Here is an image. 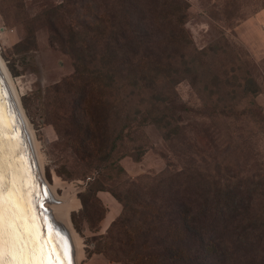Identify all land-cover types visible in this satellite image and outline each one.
I'll return each instance as SVG.
<instances>
[{"label":"rangeland","instance_id":"rangeland-1","mask_svg":"<svg viewBox=\"0 0 264 264\" xmlns=\"http://www.w3.org/2000/svg\"><path fill=\"white\" fill-rule=\"evenodd\" d=\"M189 4L185 27L191 43L186 57L173 54V78L170 84L164 81L158 86L171 97L166 108L156 104L169 114L170 133L150 122L143 111L150 94L117 92L109 107L108 129L112 136L114 130H121L120 138L109 157L113 164L106 163L99 176L108 190L88 191L98 171L87 169L81 150L72 145L80 140L73 131L83 116L81 96L64 81L76 62L98 66L108 40L86 33L80 23L74 27L77 35L70 36V22L84 16L81 9L69 14L66 0H0V59L34 145L35 165L52 202L72 198L78 202L69 213L81 242L75 264H122L119 250L127 252L130 245H111L104 239L114 233L111 224L123 208L110 190L122 193L130 180L160 173L168 166L188 164L216 177L253 170L254 181L241 185L255 187L258 206L264 208V122H260L264 118V17L254 19L264 9V0H189ZM138 24L133 21L135 30L142 28ZM24 39L25 44L15 47ZM157 51L163 55L159 58L165 57L164 50ZM186 60L191 61L190 67ZM126 68H122L124 77ZM256 88L259 92L253 94ZM133 111L139 118L132 119ZM233 187H239V180ZM117 251L118 258L113 256Z\"/></svg>","mask_w":264,"mask_h":264},{"label":"trees","instance_id":"trees-1","mask_svg":"<svg viewBox=\"0 0 264 264\" xmlns=\"http://www.w3.org/2000/svg\"><path fill=\"white\" fill-rule=\"evenodd\" d=\"M66 4L69 14L81 9L84 16L70 22V36L77 35L74 27L80 23L86 33L108 40L98 66L76 62L64 81L81 96L83 116L73 131L80 140L72 145L81 150L86 168L98 171L88 191L108 190L99 176L106 163L113 164L109 157L120 138L121 130H114L112 136L108 129L109 107L117 92L150 94L143 111L150 122L166 133L171 131L169 114L157 106L166 108L171 97L158 86L164 81L170 84L173 78V54L186 57L191 43L185 27L190 4L189 0H66ZM133 21L142 28L135 30ZM26 42L21 40L15 47ZM160 47L164 58H159ZM185 65L190 67L191 61ZM123 66H127L125 77ZM146 94L140 98L144 100ZM136 118L138 113L133 111L132 119ZM221 175L188 164L168 166L160 173L130 180L122 193L110 190L123 208L111 224L114 233L104 239L111 245H130L127 252L119 250L122 264H264V208L258 206L256 188L241 185L252 183L257 174L247 170ZM236 179L239 187H233ZM118 255L117 251L113 256Z\"/></svg>","mask_w":264,"mask_h":264},{"label":"bare ground","instance_id":"bare-ground-1","mask_svg":"<svg viewBox=\"0 0 264 264\" xmlns=\"http://www.w3.org/2000/svg\"><path fill=\"white\" fill-rule=\"evenodd\" d=\"M3 63L0 59V66L5 68ZM5 71L7 73L6 68ZM7 81L9 82L8 76ZM13 96L15 97L14 94ZM18 106L20 110V112L18 111V117L23 126L26 125V121L19 104ZM20 114L23 116V121ZM7 119L8 117H5L8 124ZM11 122L12 119L9 120L8 126L4 122L3 127L11 130L13 127ZM18 136L17 139L14 127V139L12 138L11 142H8L4 140V134L0 130V147H2V153H0V156H2L0 192L3 193L4 199L5 229L7 230L8 225H12L17 229L16 233L21 238V242L31 249V264H69V262L75 264L76 261L78 262L77 258L81 255V242L77 233L71 227L69 213L78 206V202L72 200L73 198L68 202H65L66 200H53L52 202L53 198L47 183L39 174V177L35 179L27 160L25 148L22 145V137ZM28 136L27 141L31 157L35 159L34 145L30 135ZM18 152L20 155L19 162L15 158ZM50 202L52 204L51 208L48 207ZM13 208L15 212L10 216ZM48 221L52 226L51 229L60 234L63 237L62 239L50 230ZM8 258H11V256L9 255V246L6 243L5 261H9Z\"/></svg>","mask_w":264,"mask_h":264},{"label":"water","instance_id":"water-1","mask_svg":"<svg viewBox=\"0 0 264 264\" xmlns=\"http://www.w3.org/2000/svg\"><path fill=\"white\" fill-rule=\"evenodd\" d=\"M18 104L19 103H18L16 97L13 96L12 91L10 89V86L8 84L7 73L5 71V68H2V66H0V130L4 134V140L9 142L10 140H12V138L14 139V127H15L17 139L19 138L18 135H20L22 137V145L25 148V152H26V155H27V160H28V163H29L32 171H33L35 179L37 177H39L38 174L42 178L40 170H39L38 163H37V168H38L37 169L36 165H35V162H34V159L31 157L30 147H29V143L27 141V138L29 137L28 136L29 133H28V131L26 129V125L24 124L25 125V129H26V131H25V129L23 130L24 125L22 126L21 120L18 117V111L20 112ZM5 117H8V119H7L8 120V124H9V120L12 119L11 124L13 126L12 127L13 129L11 128V130H10L7 127L6 128L3 127L4 122L6 123ZM21 118H22V121H23V116L22 115H21ZM8 124L6 123L7 126H8ZM15 145H16V143H15ZM15 158L18 160V162L20 161L19 152L16 153V157ZM38 180H39V178H38ZM48 225L50 227V230L53 233H55L57 236H60L61 239L63 238L60 234L56 233V231L54 229H51L52 226H51L50 222H49ZM65 243L67 244L66 241H65ZM67 249H68V246H67ZM8 259L10 260L11 258H8ZM69 264H70V262H69ZM71 264H73V263H71Z\"/></svg>","mask_w":264,"mask_h":264},{"label":"snow or ice","instance_id":"snow-or-ice-1","mask_svg":"<svg viewBox=\"0 0 264 264\" xmlns=\"http://www.w3.org/2000/svg\"><path fill=\"white\" fill-rule=\"evenodd\" d=\"M2 153V147H0ZM0 170H2V156H0ZM15 212L13 208L12 213ZM7 231V235H6ZM9 246V255L11 259L5 261V244ZM31 249L21 242V238L17 236L16 229L12 225H8L5 229L4 221V199L3 193L0 192V264H31L30 262Z\"/></svg>","mask_w":264,"mask_h":264},{"label":"crops","instance_id":"crops-1","mask_svg":"<svg viewBox=\"0 0 264 264\" xmlns=\"http://www.w3.org/2000/svg\"><path fill=\"white\" fill-rule=\"evenodd\" d=\"M264 17V9L256 13V16L254 17L255 20H260Z\"/></svg>","mask_w":264,"mask_h":264}]
</instances>
